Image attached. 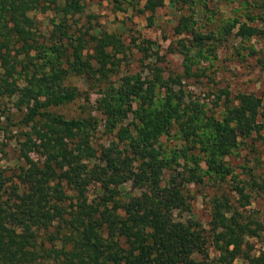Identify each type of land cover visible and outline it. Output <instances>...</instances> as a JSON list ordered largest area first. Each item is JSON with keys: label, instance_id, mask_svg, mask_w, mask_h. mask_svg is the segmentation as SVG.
Here are the masks:
<instances>
[{"label": "trees", "instance_id": "obj_1", "mask_svg": "<svg viewBox=\"0 0 264 264\" xmlns=\"http://www.w3.org/2000/svg\"><path fill=\"white\" fill-rule=\"evenodd\" d=\"M164 1L142 0L135 12H153ZM167 1L190 10L173 27L188 42L180 41L185 75L196 73L201 59L215 57V42L230 36L264 41V9H248L242 19L214 17L215 29L201 30L193 16L205 0ZM76 8L82 9L81 0H0V97L14 94L13 105L24 109L19 124L28 127L19 142L23 165L13 174L16 183L0 172V264H213L209 247L217 253L215 264H264V226L244 220L227 196L211 198L207 229L183 216L190 212V183H203L205 176L214 183L233 179L229 157L253 134L264 141L260 98L238 92L229 99L223 90L218 111L208 113L180 78H164L156 65L150 76L124 74L98 92L105 128L116 140L96 149L90 140L95 119L66 118L50 107L77 95L63 83L68 74L108 80L126 45L89 19L76 28L70 20ZM31 12L52 13L46 31ZM257 61L264 68V54ZM17 78L20 85L12 81ZM162 136L174 144L164 146ZM247 175L236 190L241 207L252 193L264 196V177ZM94 181L99 194L89 199L85 187ZM126 182L137 192H125ZM252 237L261 243L257 250Z\"/></svg>", "mask_w": 264, "mask_h": 264}, {"label": "rangeland", "instance_id": "obj_2", "mask_svg": "<svg viewBox=\"0 0 264 264\" xmlns=\"http://www.w3.org/2000/svg\"><path fill=\"white\" fill-rule=\"evenodd\" d=\"M119 2L81 0L82 9L76 8L75 14L70 19L72 22H77L76 28L89 19L90 25L95 29L100 27L117 32L126 45V50L118 55L120 58L118 66L108 75V80L105 82L97 73L91 72L71 73L65 76L63 83L74 87L77 95L67 103L50 107L51 111L66 118L95 119L97 123L90 137L91 143L96 149L107 146L116 138L113 136L114 130L108 131L105 128L104 114L97 106L98 92L103 88L102 85L108 82L116 84L120 76L124 74L138 72L141 76H150L149 67L156 65L160 67L164 78H180L183 88L192 95V98L198 99L208 113L218 111L221 102L226 98L222 93L223 90H226V96L229 99L238 92L255 94L261 100L258 120L261 123L260 134L264 135V68L260 67L257 61L264 54V41L261 38L240 40L230 36L226 41L215 42L213 46L215 57L211 60L201 59L200 69L196 71L194 64L192 70L196 73L185 75L180 41L186 44L188 42L185 40V35H176L173 27L181 14H189L187 5L173 6L165 0L163 5L153 12L136 13L135 8L141 6L142 0H119ZM130 4L134 7L131 8ZM205 6L199 7L200 10L197 8L193 16L196 20L195 25L202 26L201 30L207 27L215 29L214 17L236 15L242 19V15L248 9L252 14H257L260 9H264V5L262 8L249 3L242 6L239 0H205ZM213 13L214 15L211 16L213 22H208L207 26L204 25L206 16ZM31 14L40 22L42 31L49 28L48 18L52 15L51 12H31ZM255 22L256 20L249 21V23ZM145 40H150L151 44L147 45ZM139 46H146V51L140 50ZM12 81L15 84H21L18 78ZM5 93L7 94L8 91ZM14 99V94L0 97V125L3 127L0 129V172L11 176V182L16 183L13 174L17 172L19 166L23 165L19 142L22 140V132L28 130V127L19 124L24 109H17L12 103ZM161 141L168 147L174 144L172 137L168 136H162ZM30 154L35 157L32 152ZM228 162L235 173L233 179L228 176L226 181L214 183L205 176L203 183H190L187 186L188 194H190V212L184 213L183 216L191 215L207 229L210 200L213 196L223 194L242 212L244 220L246 216H249L264 226V196L252 193L249 204L241 207L238 204L236 192L237 188L243 184L242 180L249 177L248 172L253 173L254 176L264 177V141L255 134L251 138H246L229 157ZM62 184L65 193L71 195L72 190L69 186L64 182ZM98 185L95 181L86 185L85 193L89 199H96L99 194ZM122 188L129 194L137 192L136 189L131 188L129 182L124 183ZM244 190L247 192V188ZM249 240L254 244V249L261 247L257 238L252 237ZM209 254L215 264L217 253L212 247H209ZM52 263L53 261L50 260V263L46 264ZM233 264L245 263L241 259H235Z\"/></svg>", "mask_w": 264, "mask_h": 264}]
</instances>
